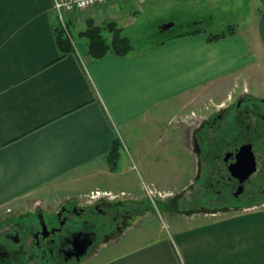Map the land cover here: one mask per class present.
<instances>
[{"label": "crops", "instance_id": "0c3cea01", "mask_svg": "<svg viewBox=\"0 0 264 264\" xmlns=\"http://www.w3.org/2000/svg\"><path fill=\"white\" fill-rule=\"evenodd\" d=\"M134 2L107 0L68 14L78 39L70 33L75 49L61 55L52 0H0V208L37 195L43 206L70 195L84 198L83 191L53 198L42 193L105 174L116 136L128 155L120 147L114 173L122 175L120 167L132 163L151 176L187 174L196 157L191 147L172 144L188 142L189 134L195 140L199 120L228 101L254 64H262L264 0L248 24L216 40L207 34L225 28L162 39L122 56L90 57L80 32L110 21L123 31L122 3ZM218 94L207 105L206 96ZM190 98L194 106L187 109ZM140 138L153 143L148 149L156 156L131 150ZM189 218L148 233L132 223L79 264H264V206Z\"/></svg>", "mask_w": 264, "mask_h": 264}, {"label": "flooded vegetation", "instance_id": "af4514ba", "mask_svg": "<svg viewBox=\"0 0 264 264\" xmlns=\"http://www.w3.org/2000/svg\"><path fill=\"white\" fill-rule=\"evenodd\" d=\"M196 130L195 140L188 137L196 157L188 186L215 196L198 201L203 213L264 206V94L234 92ZM142 213L137 198L86 201L70 195L52 206H26L0 230V264H79L114 243Z\"/></svg>", "mask_w": 264, "mask_h": 264}, {"label": "rangeland", "instance_id": "374dc122", "mask_svg": "<svg viewBox=\"0 0 264 264\" xmlns=\"http://www.w3.org/2000/svg\"><path fill=\"white\" fill-rule=\"evenodd\" d=\"M261 2L262 0H138V2L127 5L122 3L120 16V22L123 25L122 33L129 37L132 46L135 48L151 45L164 39L167 35L189 29V27L194 26L193 22L198 23L199 26L201 25L205 29L214 28V30L210 31L218 32L229 24H232V26L248 24V17L251 12H258ZM130 17H134V19ZM169 22H172L173 26L163 30L162 26ZM77 28L75 29L73 26L68 25L69 32L76 40L78 39ZM103 33L108 37L106 31ZM260 63L262 64H254L251 70L244 75V80L238 85L236 92L247 88L264 94V59ZM220 97L221 95L219 94L206 96L207 105H211L214 100H218ZM187 103V109L194 106L192 98ZM214 103L217 104V101ZM207 105L204 107H209ZM188 111L190 115V110ZM173 112L171 111L164 115V118L168 119ZM190 141H181L172 145L173 147L188 148L190 150ZM149 145L153 148L152 142ZM149 145L140 138L136 146H131V150H135L145 156L147 155L146 153H149L151 157L156 156L157 154L154 153V150L148 149ZM121 148L125 158L128 155L126 142H121ZM144 158L148 159V155ZM155 162H157L156 158L151 163L157 166L158 163ZM189 162H192V159H189ZM132 165L131 163L125 168L121 166L120 169H123L122 175L114 173V169H111L109 165L106 170L104 169L106 175H99L100 178L97 176L99 179H89L85 182L82 180L80 185H78L79 183L74 184V186L66 184L67 186H60L61 188L55 185L54 189L45 191L42 194L53 198L56 193L60 195L83 191L86 201H93L99 197L107 200L125 199V201L137 198L142 201L143 213L135 221L133 227L136 231L139 228L140 230H146V233H148L149 228L159 231L161 225H163L164 229H168L173 220L185 219L186 216H193V219H186L188 222H196L206 218V216H210L204 214L202 208L198 207L200 204H198V201L201 202L203 199L206 203L207 201L212 202L215 196L210 192H205L207 195L204 196L201 190L188 186L191 183L194 167L188 169L189 172L187 174L167 173V175L152 174L153 176H151L144 172V168L142 170L141 164L133 167ZM154 178L158 180V184L152 181ZM93 184L96 185L91 190L84 189L89 188ZM166 187H172L173 189H165ZM181 187L183 188L181 189ZM41 200H43V195H37L33 198L22 199L14 206L1 207L0 230L5 228V226L6 228L10 227L14 212L24 210L26 206L29 208V206H33L37 202L42 203ZM54 202L51 199V203L49 205L46 204V206H52ZM212 205L211 203L210 206ZM205 210L210 211L207 208ZM218 210L219 216L232 212L231 209ZM170 222L171 224L169 225L168 223ZM122 244L124 243H120L119 247Z\"/></svg>", "mask_w": 264, "mask_h": 264}, {"label": "trees", "instance_id": "16d2710c", "mask_svg": "<svg viewBox=\"0 0 264 264\" xmlns=\"http://www.w3.org/2000/svg\"><path fill=\"white\" fill-rule=\"evenodd\" d=\"M194 26L189 27V29L178 31L167 35L165 39H170L177 36L193 34L197 32L204 31L205 28L198 23L193 22ZM104 31L108 33V37L104 35ZM56 44L64 55L75 48V43L66 32V30L61 26L60 22L54 28ZM235 32V26L229 24L224 30L218 33H208V40H216L225 35H230ZM80 35L87 38V54L92 58H101L108 52L122 56L127 54L133 49L130 39L127 35L122 33V28L117 25L115 21L107 22L104 25H94L90 23L86 28L80 32ZM163 40V41H164ZM121 147V141L116 136L111 141L110 150L108 154L107 161L111 169H115L117 161L119 158V149Z\"/></svg>", "mask_w": 264, "mask_h": 264}, {"label": "built area", "instance_id": "2783aa9c", "mask_svg": "<svg viewBox=\"0 0 264 264\" xmlns=\"http://www.w3.org/2000/svg\"><path fill=\"white\" fill-rule=\"evenodd\" d=\"M107 0H52V7L61 26L68 32L67 15L101 5Z\"/></svg>", "mask_w": 264, "mask_h": 264}, {"label": "water", "instance_id": "95a60500", "mask_svg": "<svg viewBox=\"0 0 264 264\" xmlns=\"http://www.w3.org/2000/svg\"><path fill=\"white\" fill-rule=\"evenodd\" d=\"M172 26H173V23H172V22H169V23L163 25V26H162V29H163V30H166V29H169V28L172 27ZM250 171H252V170H249V171H247V172H250ZM81 254H82V253H81ZM81 254H80V255H81Z\"/></svg>", "mask_w": 264, "mask_h": 264}]
</instances>
